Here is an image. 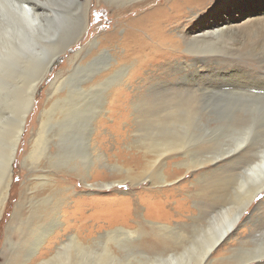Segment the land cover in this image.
Returning a JSON list of instances; mask_svg holds the SVG:
<instances>
[{"label": "bare ground", "instance_id": "bare-ground-1", "mask_svg": "<svg viewBox=\"0 0 264 264\" xmlns=\"http://www.w3.org/2000/svg\"><path fill=\"white\" fill-rule=\"evenodd\" d=\"M31 1L34 2L30 3ZM40 1L0 0V105L2 104L0 108V217L12 183V165L16 157L14 143L18 137L21 139L27 116L33 106L35 92L47 78L48 71L57 59L73 45L78 44L82 39L81 35L87 28V11L90 0ZM107 1L111 3L124 2L125 4L135 1L134 3L138 4L143 0ZM194 1H197L195 5L202 6L201 0H190L188 7L190 12L192 11L191 7H194ZM183 8L185 9V6L181 10ZM74 20L78 25L75 31L71 29ZM156 26L161 29H157V32L152 35L156 40L153 45H149L150 42L144 44L141 39L138 40L140 43L136 44L132 38L129 39V36L126 39L115 37L111 38V40L113 39L112 49L103 50L99 48L100 42L97 39L92 40L91 47L98 45L95 50L91 51L94 54H91V58L85 64L83 62L81 64L79 58L78 64L74 66L77 69L94 68L100 65L103 58H108L109 62L102 69L95 70L97 76H92L89 81H85L77 87H70L61 77L57 81L51 82L52 92L48 100L49 106L40 114L41 122L32 139L30 151L22 160L23 166H29L30 170L35 172L36 169L39 170L40 159L46 158L50 168L59 172L60 169L66 170L70 174L69 177L78 178L84 182L89 177L93 166L99 164L109 167L116 173L125 174V178L119 181L99 186L104 189L122 184L127 180L131 182L135 180L138 184L153 176L155 184L158 186L173 187L177 182L175 180L177 173L176 170H169V168L166 171L163 170L167 165H174L186 172H193V170L205 167L217 159L210 157V160H205L207 157L205 152L211 149V141L203 140L196 144L198 137H202L203 133L209 131L208 126L211 121L208 115V100H204L206 95L202 93L203 89L201 88H198L199 90L186 88L179 90L172 87L170 90L168 89L169 92L156 88L154 91L151 90L148 94H144L148 100L143 98L145 102H140L142 108L140 106L137 109H140L139 111L142 109L145 112L159 111L162 115L149 116L146 117V120L139 121L145 123V126L142 124L144 129L142 130L141 127V130H137L142 133L138 142L144 161L142 175H137L138 177L131 176L132 168L110 163L108 157L100 151L101 142L97 141L99 134L95 135L98 126L95 127L94 122L99 115L105 112V103L109 97L113 95L109 101L111 103L109 111L114 108V105H117L116 96L120 94L119 91L123 90H120L119 87L132 81V77L138 72L143 59L149 62L152 59L155 60L154 56L158 54L168 58L169 54H176L182 46L186 52L196 54L214 37L229 41L240 38L242 47L260 48L264 41V12L249 16L242 22H225L222 27L216 26L194 37L184 34L179 40L167 35L169 31L162 28V24L157 23ZM81 49L76 52V57L72 59V62L81 54ZM147 51L150 55L147 54ZM144 52L146 53L144 54ZM125 59L128 60L127 65L122 62ZM134 60L138 64H131ZM77 73L79 72L77 71ZM199 75L196 76L200 78L191 77L198 81H204L205 77ZM96 77L97 79H95ZM186 78L184 81L190 77ZM258 83L264 84V81L251 83L250 86L256 87ZM200 84L203 85L201 82ZM165 87L163 88L165 89ZM249 92L251 93V91ZM121 96L122 104L124 100L131 97V94H122ZM252 98L256 99L253 96ZM197 124L200 127H197ZM252 125L239 128L244 131L234 140L236 142L235 150L248 145V141L260 137L259 134L251 137ZM11 139L12 143L9 142ZM50 143L54 144L55 148L52 149ZM95 144L98 145L95 146ZM79 146L83 148V151L78 150ZM248 146L253 147V150L258 154L256 156L252 153L253 158L250 163L247 162L239 172H224L220 177L218 175L219 178L216 177L217 180H209V183L203 184L204 192L206 190L203 197L206 199H203L202 205L197 209L200 214L205 215L204 220L199 219L198 215L199 218L196 217V221L192 220L189 224L184 225L177 224L175 227L151 224L150 228L155 234L145 242L143 240L144 245L150 250L159 248L161 251L156 253L149 250L151 254L147 253L148 257L145 252L138 253L137 256L128 253V257L124 258L126 261H122V255L120 256L115 251L124 252L126 244L132 243L137 238L134 237L136 232L121 228L98 235V239L95 238L92 245H88L89 243L86 245L82 242L83 239L79 238L80 241L78 235H69L65 237V240H60L52 246L48 240H58L57 231L64 223L61 207L65 205L67 199H70L71 193L72 196L75 195L73 186L66 187L64 184H62L63 186L59 185L57 181L56 183L51 182V185L54 184L53 194L46 195L39 201L32 202V198H29V201L26 196L20 197L21 201L18 205L16 204L11 222L24 224L22 232L20 231L23 233L20 248L24 252L21 264H133V262L134 264H211L217 261H224L227 264H247L256 261L257 264H264V220L257 222L250 230L251 236H246L248 241L245 238H240L237 240V245L228 249L229 256L212 259L215 249L233 235L245 211L251 206L254 199L264 192V141L252 142V145ZM180 158L181 162H179ZM137 161L138 158L131 160L132 164ZM172 161L174 163L171 164ZM61 172L63 171L61 170ZM41 179L42 183H39V186H44L48 181L43 176ZM86 185L90 188L95 186L87 183ZM174 191L176 190L174 189ZM150 192L155 194H144L162 195L159 190ZM30 194L32 193L30 192ZM27 201L31 215L28 221L20 216L23 204ZM77 205H75L76 208L79 207ZM20 225L22 226V224ZM140 236L141 234H138V238ZM44 243H48L44 247L45 254L50 256L40 259L35 255L40 253ZM251 244H254L253 248H250ZM94 246L96 248H93ZM248 246L250 249L246 248ZM255 254L258 255L254 256ZM144 255L145 257H142Z\"/></svg>", "mask_w": 264, "mask_h": 264}, {"label": "rangeland", "instance_id": "rangeland-1", "mask_svg": "<svg viewBox=\"0 0 264 264\" xmlns=\"http://www.w3.org/2000/svg\"><path fill=\"white\" fill-rule=\"evenodd\" d=\"M189 1L143 0L138 4L134 3L135 1L128 4L124 2L111 3L107 0L89 1L87 28L81 35L82 39L78 44L73 45V47L63 53L56 63H54L53 67H51L50 71H48L47 78L40 84L37 89L38 91L35 93L32 109L27 116L16 157L12 165L11 188L0 217V264H21L24 252L20 248V242L23 240V233L21 232L24 224L11 222L15 207L19 204L21 198L26 196L28 200L32 198V202L39 201L41 198L52 193V189H54L53 183H56V181L61 186L64 184L66 187H75V195L72 196L71 193L70 199H67V202L64 203L65 205L61 207L63 222L66 224L63 223L57 231L58 240L49 239L48 242L53 246L58 241L65 240L66 236L78 235V239H83V243L92 245V242L98 235L104 234V232L109 230L121 228L126 231L136 232L134 237L137 238L132 243L126 244L124 252L115 251L120 256L122 255V261H126L124 258L128 257L129 254L137 256L138 253L142 254L145 252L148 257L147 253H158L161 251L159 248H151L150 250V248L148 249L144 245V242L155 234L153 229L150 228L151 224L175 227L177 224L184 225L189 224L192 220L196 221L198 215L199 219H203L205 215L200 214L198 211L202 205L201 202H203V199H206L203 197L206 192V190L204 192L203 184L209 183L211 180H217L224 172H239L240 168L246 166L247 162L250 163L251 158H253L252 153L256 156L258 155L253 150V147L248 145H252V142L260 143L264 141V84L258 83L256 87H252L250 84L264 81V41L260 48H253L251 46L242 47L240 38H234V40L229 41L214 37V41L208 42L196 54L186 52L182 46L180 50H177L176 54H169L168 58L158 54L156 56L152 55L155 57V60L152 59L147 62L143 59V63H140L141 67L132 77V81L125 86L121 85L119 87L120 90L123 89L116 96L119 102L116 100L117 105H114V108L110 109V111L109 107L111 103L109 101L113 95L107 99L105 112L95 119L96 122L94 124L95 127L98 126V130L94 132L95 135L99 134L97 141L101 142L100 151L108 157L110 163L118 164L125 168L130 167L132 168L130 174L133 173L131 176L138 177L137 175H142L144 165L141 147L138 142L142 133H139L137 130H143L145 123L140 122L146 120V117L149 116L156 117L162 115L159 111L145 112L142 109L141 111L137 109L140 106L142 108L141 103L148 100L144 94H148L149 91H154L156 88L167 90L168 92L172 87L179 90L185 88L199 90L198 88H201L203 89L201 90L202 93L206 95L204 100H208L209 114H207L211 121L208 126L209 131L203 133L202 137H198L199 139L196 141V144L203 140L211 141V149L205 152V156H207L205 160H210V157H216L215 161L207 164L205 167L193 170V172H186L184 169L177 168L174 165H167L163 170L166 171L169 168V170H176L177 173L175 174L177 182L174 183L173 187L167 185L158 186V184H155L154 176L152 175V178L145 179L138 184H136L135 180L133 182L127 180L126 182H122V184H116L107 189L99 186L119 181L125 178V174L116 173L115 171H111L109 167L96 164L90 171L89 177L84 180V183L83 180L69 177L68 175L70 174L66 170L60 169L59 172L50 168L46 158L40 159L39 170L36 169L35 172H32L29 166L26 167L24 165V167L22 164V160L30 151L32 139L35 137V133L40 125V114L49 106L48 100L52 92L50 87L51 82L57 81L61 77V79H65L70 87H77L83 82L89 81L92 76H97L95 70L102 69L109 62L108 58L106 59L105 57L101 60L103 62L100 61V65L94 68L84 67L85 69H77L74 66L78 64L79 58L81 59V64L82 62L85 64L94 54L91 51L95 50L98 45L91 47L90 42L92 40L97 39L100 42V44L98 42L99 48L103 50L112 49L111 42L113 39L111 40V38L115 37L126 39L129 36V39L132 38L136 44H139L138 40L141 39L144 44L150 42L149 45H153L156 40L152 35L157 32V29H161L156 26L157 23L162 24V28L167 32L169 31L167 35L179 40L181 35L184 34L194 37L216 26L222 27L225 22H242L249 16L264 12V0H205L204 2L201 0V7L195 5L197 1H194V7H191V12L188 8ZM32 2L34 1L30 3ZM184 6L186 10L184 8L181 10ZM74 22L73 26L74 24L75 26L74 28L71 26V29L75 31L78 25ZM80 49L81 56L79 55L72 62V59L76 57V52ZM147 54L150 55L149 51H147ZM134 61L131 64H138L136 60ZM122 62L127 65L128 60L125 59ZM262 62L263 64L261 65ZM197 74L205 77L204 81H198L196 78L200 77H197ZM191 76L196 78H192ZM185 78L187 80L184 81ZM256 90L259 91L257 92ZM233 92L234 94H232ZM128 93L131 94V97H128L126 101L124 100L125 102L123 101L122 105L121 95ZM252 96L256 99L252 98ZM135 103L138 105L137 107ZM100 122L102 123L100 124ZM142 124L144 126H141ZM250 124H253L251 137H255L258 134L260 137L248 141V145L235 150L234 146L236 142L234 140L244 131V129L239 130V128L250 126ZM100 125L103 126L100 128ZM197 127L200 126L197 124ZM50 147L52 149L55 148L52 143H50ZM79 149L83 151V148H80V146ZM135 158H138V161L132 164L131 160ZM179 162H181V158ZM42 176L48 182L44 186H39V183H42ZM204 181L205 183H203ZM51 182H53L52 185ZM86 183L95 186L90 188ZM152 190H159L162 195H147ZM76 204H78V208L75 207ZM20 216L27 221L31 217L28 201L23 204ZM263 220L264 192L260 193L245 211L233 235L222 243L220 247L215 249L212 253V259L229 256L228 249L233 245H237V240L240 238H245L248 241L247 237L251 236L250 230L254 228L257 222H262ZM138 234H141L140 238H138ZM47 244L44 243L40 253L35 255L36 257L43 259L46 256L47 258L50 256L45 254L44 251V247ZM137 244L139 245L137 246ZM251 245L250 248H253L254 244ZM93 248L96 247L94 246ZM246 248H249V246ZM257 255L255 254L254 256ZM142 257H145V255ZM211 264H227V262L217 261ZM247 264L257 263L256 261H252Z\"/></svg>", "mask_w": 264, "mask_h": 264}, {"label": "water", "instance_id": "water-1", "mask_svg": "<svg viewBox=\"0 0 264 264\" xmlns=\"http://www.w3.org/2000/svg\"><path fill=\"white\" fill-rule=\"evenodd\" d=\"M37 91H38V90H37ZM37 91H36V92H37ZM36 92H35V93H36ZM6 116H7V115H6ZM22 129H23V128H22ZM19 139H20V137H18V138L16 139L15 143H14V151H16V152H17V149H16V148H18V147H17V143H18ZM9 142L12 143L13 140L11 139V140H9Z\"/></svg>", "mask_w": 264, "mask_h": 264}]
</instances>
